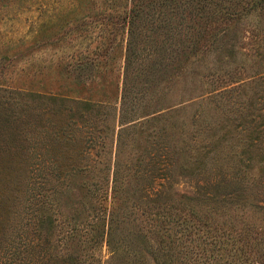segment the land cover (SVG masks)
<instances>
[{
    "label": "rangeland",
    "instance_id": "obj_1",
    "mask_svg": "<svg viewBox=\"0 0 264 264\" xmlns=\"http://www.w3.org/2000/svg\"><path fill=\"white\" fill-rule=\"evenodd\" d=\"M247 2L0 0V111L35 79L74 99L0 120V153H26L13 171L62 229L100 211L88 264H264V1Z\"/></svg>",
    "mask_w": 264,
    "mask_h": 264
},
{
    "label": "trees",
    "instance_id": "obj_2",
    "mask_svg": "<svg viewBox=\"0 0 264 264\" xmlns=\"http://www.w3.org/2000/svg\"><path fill=\"white\" fill-rule=\"evenodd\" d=\"M250 2L255 4V0H249L247 4ZM34 81L35 88L8 91L11 102L16 103L18 109L15 113L10 109L0 111V120L15 118L27 126L28 120H32L34 115L36 120H42L46 101H56L63 97L74 100L72 97L50 93L39 79ZM33 107L35 110L31 111L29 117L27 111ZM36 132L40 136V130ZM25 154L0 153V264H88L85 250L100 246L104 238L103 221L100 224L98 220L100 211L93 216L85 213L78 221L69 217L67 221L70 224L67 229H62L61 222L48 212L44 202L46 192L41 186L22 187L24 184L13 171V162H22ZM32 155L35 157L32 161L34 167L40 172L42 153ZM59 247L68 249L61 250ZM81 254H84V258L80 257Z\"/></svg>",
    "mask_w": 264,
    "mask_h": 264
}]
</instances>
